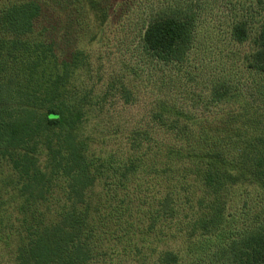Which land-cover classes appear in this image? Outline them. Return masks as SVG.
Wrapping results in <instances>:
<instances>
[{
    "label": "trees",
    "instance_id": "trees-1",
    "mask_svg": "<svg viewBox=\"0 0 264 264\" xmlns=\"http://www.w3.org/2000/svg\"><path fill=\"white\" fill-rule=\"evenodd\" d=\"M123 3L0 0V264H264V92L212 114L190 109L182 78L151 81L128 121L138 69L108 75L92 53ZM258 3L248 67L264 75ZM203 20L156 16L142 51L182 67Z\"/></svg>",
    "mask_w": 264,
    "mask_h": 264
},
{
    "label": "rangeland",
    "instance_id": "rangeland-1",
    "mask_svg": "<svg viewBox=\"0 0 264 264\" xmlns=\"http://www.w3.org/2000/svg\"><path fill=\"white\" fill-rule=\"evenodd\" d=\"M185 8L196 10L204 18L198 25L197 43L182 67L161 66L142 51L145 26L156 16ZM261 8L258 0H125L112 17L108 39L92 48L93 58L100 60L108 75L120 71L124 62L138 69L140 103L124 113L128 121L141 118L155 98L154 86L148 83L171 78L174 82L183 79L180 90L175 91H182L190 109L229 112L244 105L250 95L260 97L264 92V75L248 67ZM240 20L247 21L251 30L250 38L242 44L231 39L232 26ZM221 83L230 86V93L215 103L213 89Z\"/></svg>",
    "mask_w": 264,
    "mask_h": 264
}]
</instances>
